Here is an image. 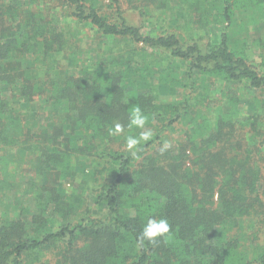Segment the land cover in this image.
Instances as JSON below:
<instances>
[{"label":"trees","instance_id":"obj_1","mask_svg":"<svg viewBox=\"0 0 264 264\" xmlns=\"http://www.w3.org/2000/svg\"><path fill=\"white\" fill-rule=\"evenodd\" d=\"M164 1L0 0V144L34 139L43 156L40 168L57 171L61 180L78 165L90 167L89 180L103 192L96 201L106 208L104 219L71 225L76 209L60 186H37L30 229L20 219L0 220V264H31L35 253L50 250L55 264H264V245L256 243L257 233L246 232L254 218L264 224V34L251 41L259 52L255 66L249 40L233 30L239 20L246 27L263 24L264 0H183L197 24L220 25L217 44L206 51L193 41L182 44L173 33L143 34L124 14L134 2L160 7ZM56 8L68 24L61 27L51 16ZM86 27L112 47L99 51L103 60L67 68L61 61L77 60L78 33ZM167 58L188 63L193 101L190 94L160 101L165 92L175 94L177 84L169 70L159 73ZM211 79L250 92L246 117L233 92L222 93L223 102L214 105L207 92H197L199 81L209 93ZM1 86L10 90L8 97L2 98ZM37 100L48 106L46 129L31 135L39 128L30 106ZM23 103L28 115L16 107ZM135 106L148 117L153 136L133 155L125 137L141 131L128 127ZM30 115L34 119L26 120ZM116 123L123 132L109 135ZM179 124L184 137L161 155L163 135ZM47 192L62 218L56 229L43 202ZM150 217L166 218L170 232L139 246Z\"/></svg>","mask_w":264,"mask_h":264},{"label":"rangeland","instance_id":"obj_2","mask_svg":"<svg viewBox=\"0 0 264 264\" xmlns=\"http://www.w3.org/2000/svg\"><path fill=\"white\" fill-rule=\"evenodd\" d=\"M8 2H15L16 0H6ZM107 6V2H104ZM190 2H183V0H165L160 7H157L154 4L145 5L143 2H134V5L130 8L129 6L124 7V14L128 19L130 25L139 27L141 33L146 34H175L182 44L193 41L198 43L202 51H206L217 44L218 34L220 31L219 24H197L193 20V14H187L185 12ZM60 8V7H59ZM59 8L52 9L51 16L57 20V23L62 27L65 24H68L67 19L64 17L65 14L60 11ZM108 8L104 7V12H107ZM139 10L146 11L143 16L139 15ZM50 10V9H49ZM186 14V15H184ZM264 22V21H263ZM235 33H239V38H247L249 41L248 45V54L253 65L259 63V52L254 43H251L252 40L261 37L264 34V23L258 24L257 27L251 25L250 27L244 26L245 21H237L235 23ZM79 38H81L80 45L81 52L77 55V60L73 62V58H68L65 61H61L65 67H84L89 62H96L99 59L103 60L104 58L99 56V51L104 50L106 46L112 47V44L109 42L100 41L95 37L93 31L89 30L87 27L81 29V32L78 33ZM153 52L158 54L155 50H149L148 52ZM99 53V54H98ZM170 58H167L166 63L163 62L161 69L166 72L169 70L171 77L174 76L177 84L175 88V94L160 95V101H173L180 99L184 94H190L193 101V84L189 81H186V69L188 63H180L179 61H171ZM169 63V66H167ZM23 64L26 66L27 61L24 60ZM259 70H262L258 67ZM158 69H153L152 78H157ZM201 78V77H200ZM154 80L153 82H155ZM186 85V86H185ZM184 86V87H183ZM2 88V86H1ZM197 92H207L209 97L213 100L209 104L215 103L216 101L223 102L222 93L229 90L233 92V95L240 100V106H242V114L246 117L247 113L245 111L247 105L246 101L250 98V92L246 91V88L243 86H234L233 88L227 86L224 82L218 79H211L210 82H207L208 91L200 89L199 81H196L195 86ZM2 98L5 96L8 97L10 90L6 87L2 89ZM216 104V103H215ZM18 105V104H17ZM22 106L21 112L28 115L29 105L23 103V105L16 106L19 108ZM31 107L37 110L39 117V128L36 126L31 129V135L36 134L39 129L45 130L46 123L45 118L48 116V106L43 103L41 100H37L35 103L30 104ZM222 107H224L221 104ZM43 107L44 109H40ZM32 121L33 116L26 117V120ZM36 119V118H35ZM185 127L181 124L176 125L172 130L167 131L162 137V144L164 141L170 142V148L176 146L177 141L184 137ZM36 141L34 139H29L25 145H3L0 144V220L4 218L12 220H22L26 225L27 229L31 227V216L34 213L36 202H35V190L37 186H60L59 188L62 191V198L69 200L76 210L73 212L74 215H71L70 224L73 225L77 220L81 218H106V208L101 206V203H97L96 197L101 195L102 187L98 182L90 181L89 173L90 167L79 166L75 170V174L71 177H64L60 179L57 171H47L42 170L38 164L39 160L43 158L40 155V152L35 148ZM115 149H123L120 144H114ZM157 149V148H156ZM75 161V160H74ZM91 165V163H89ZM96 164V163H95ZM97 166V164H96ZM4 178L7 179V182H1ZM97 178V177H96ZM101 182L102 175L99 177ZM105 182H109L110 178L106 177ZM3 185V187H1ZM49 193L44 194L43 202L48 204V216L54 223V228L56 229L60 226L62 222L61 216L55 212L53 204L50 202ZM260 222L254 218V230H246L247 234L252 236V234L257 233L259 242L258 244L264 245V224L257 225ZM56 257L55 251H44L40 253H35L30 258L31 264H55Z\"/></svg>","mask_w":264,"mask_h":264},{"label":"clouds","instance_id":"obj_3","mask_svg":"<svg viewBox=\"0 0 264 264\" xmlns=\"http://www.w3.org/2000/svg\"><path fill=\"white\" fill-rule=\"evenodd\" d=\"M148 117L143 113L139 106L131 109L129 114V128L140 129L139 135H128L125 137L126 148L135 155V152L140 145L141 141H148L152 138L153 132L150 128H146ZM124 126L116 123L113 127L109 128V135H118L122 133ZM170 147V142L164 141L160 147V154L162 155ZM171 225L166 218L156 219L150 217L143 225L140 235L138 237V245L143 246L145 242L155 244L158 238L166 236L170 232Z\"/></svg>","mask_w":264,"mask_h":264}]
</instances>
